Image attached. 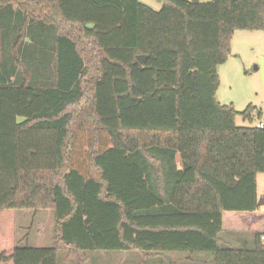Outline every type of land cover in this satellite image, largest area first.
Instances as JSON below:
<instances>
[{
  "label": "trees",
  "instance_id": "trees-1",
  "mask_svg": "<svg viewBox=\"0 0 264 264\" xmlns=\"http://www.w3.org/2000/svg\"><path fill=\"white\" fill-rule=\"evenodd\" d=\"M160 1L0 0V264H264V111L216 98L264 0ZM49 208L54 246H19L17 210Z\"/></svg>",
  "mask_w": 264,
  "mask_h": 264
},
{
  "label": "rangeland",
  "instance_id": "rangeland-1",
  "mask_svg": "<svg viewBox=\"0 0 264 264\" xmlns=\"http://www.w3.org/2000/svg\"><path fill=\"white\" fill-rule=\"evenodd\" d=\"M146 5L158 10L162 7L160 0H141ZM208 2L212 0H200ZM232 53L227 61L218 67L220 84L216 98L222 105H233L242 112L248 105L264 107V82L261 72L255 70L260 58H264V31L236 30L231 40ZM259 122L256 119L255 123ZM238 125H249L238 114ZM179 167L182 166L178 156ZM258 199L264 210V173H259ZM55 211L53 209H19L16 213V242L19 246L52 247L55 244ZM242 235H223V239L239 245ZM186 253H167L164 255H145L137 251L131 252H88L83 264H212L189 260ZM206 258V256H203ZM79 264H82L78 262ZM71 262L66 252L60 253L59 264H78Z\"/></svg>",
  "mask_w": 264,
  "mask_h": 264
},
{
  "label": "water",
  "instance_id": "water-1",
  "mask_svg": "<svg viewBox=\"0 0 264 264\" xmlns=\"http://www.w3.org/2000/svg\"><path fill=\"white\" fill-rule=\"evenodd\" d=\"M191 1L199 2L200 0H191ZM143 58H144L143 56H139L140 61H142ZM255 70H258L261 72V76H262V79L264 82V58H262V57L260 58L258 64H256V66H255Z\"/></svg>",
  "mask_w": 264,
  "mask_h": 264
},
{
  "label": "built area",
  "instance_id": "built-area-1",
  "mask_svg": "<svg viewBox=\"0 0 264 264\" xmlns=\"http://www.w3.org/2000/svg\"><path fill=\"white\" fill-rule=\"evenodd\" d=\"M255 125L257 127L263 128L264 127V122L263 121H259V122L255 123ZM262 239L264 240V236H262Z\"/></svg>",
  "mask_w": 264,
  "mask_h": 264
},
{
  "label": "crops",
  "instance_id": "crops-1",
  "mask_svg": "<svg viewBox=\"0 0 264 264\" xmlns=\"http://www.w3.org/2000/svg\"><path fill=\"white\" fill-rule=\"evenodd\" d=\"M144 3V2H143ZM144 4H146V3H144ZM258 107V106H257ZM258 108H260V109H262L263 111H264V107H258ZM257 181H258V178H257ZM259 195V194H258ZM259 197V196H258Z\"/></svg>",
  "mask_w": 264,
  "mask_h": 264
}]
</instances>
